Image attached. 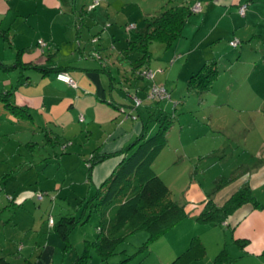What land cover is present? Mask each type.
<instances>
[{
  "label": "rangeland",
  "instance_id": "374dc122",
  "mask_svg": "<svg viewBox=\"0 0 264 264\" xmlns=\"http://www.w3.org/2000/svg\"><path fill=\"white\" fill-rule=\"evenodd\" d=\"M91 1L93 0H87L88 3ZM178 1L180 0H146L144 5L148 7V13L154 16L164 8L177 5ZM82 4L83 0H77V9ZM96 4L94 2L90 7ZM123 7L128 9L129 5ZM119 37L121 40H113L108 45L101 61L107 52L112 56V53H120L126 46L129 37L123 29ZM87 41L89 47L96 46L97 42L91 43L90 37ZM83 42L86 43L85 40ZM116 43H120L121 48L115 46ZM4 49L0 47V61L8 65L12 62L14 54L7 48ZM164 50L159 43L149 44L151 62ZM65 54L67 51H61L56 59L61 63L66 62ZM121 54L126 55L127 61H132L137 56L136 53L127 51H122ZM83 60L93 59L86 56ZM93 62L97 66L103 65L94 60ZM111 65L114 66L112 57L105 66L116 81L111 80V86L116 91L114 94H122L124 100L126 93L134 94V90L141 92L146 82L150 83L148 91L152 86V82L146 79L134 81L135 78L128 73L117 75L116 67ZM227 69L228 65H225V68L219 66L220 74L224 75L217 82L216 79L213 80L210 85V89L213 86L212 91L209 90L205 94L187 93L185 82L174 81L171 76L168 80V90L169 87H174L175 90L169 94L170 100L158 103L160 109L171 116L172 125L164 135L165 147L159 152L151 168L169 190L170 200L182 207L184 217L153 241H147L146 230L126 235L104 260H101L89 245L98 236L99 218L94 212L88 213L89 216L84 219L80 218L83 219L82 223L71 229L67 242L61 241L52 231L48 220L56 222L62 216L79 218L83 203H77L81 199L91 197L94 187L100 185L111 169L112 158H105L92 166L88 180L87 169L92 161L91 153L94 150L103 153L106 133L112 134L117 127L131 132L133 122L134 126L138 124L141 128L140 118L131 111L129 115L136 118L131 121L125 110L123 112L107 105L108 112L113 116L106 112L90 118V121H97L95 124L91 122L92 127L98 128L101 125L105 135L102 131L93 129L92 136L87 138L82 125L77 122L69 124L63 131L60 126L43 125L35 114L32 122L17 120L5 111L0 101V255L5 261L8 264H24L25 261L30 264H72L77 257L85 254L88 257L83 259L82 264H170L187 249L190 240L196 238L203 246L205 254L201 260L191 264H217L215 257L220 251H224L228 258L227 261H222V264H264V254L251 258L242 253L247 243L242 248L235 245L225 224H204L196 221L200 213L198 207L206 197L215 202L220 201L221 205L223 200L221 201L220 184L225 181L227 187L233 176L239 179L250 174L253 166L261 165L262 162L264 164L261 156L255 158L261 142L264 141V106H261L260 101L263 94H250L247 104L243 103L244 100L238 101L236 91L232 88L242 91L252 84H230ZM150 71L156 74L154 69L150 68ZM29 72L33 74L32 71ZM167 72L168 67L164 66L162 74ZM18 74L14 70H0V95L6 92L14 94L12 88ZM48 76L53 77L55 74L39 78L48 81ZM155 81L156 77L154 84ZM258 81H264V77ZM259 90L262 91L261 88L258 92ZM139 98L140 96L137 97ZM164 103H167L166 107H163ZM139 109L143 112L141 120L148 127L147 136H150L155 132V126L148 123V114L144 108L140 106ZM254 124L259 125V128H252ZM139 128L135 126L132 130ZM194 130L195 134L200 135V140L209 135L211 138L208 137L207 141L202 143L205 144L204 147L202 144L195 149L180 147L179 135L182 139L188 134L193 137ZM55 135L59 136L57 144L49 142L45 145V136L52 138ZM246 137L248 138L245 141ZM210 140L214 141L213 145ZM196 150L202 155H193ZM107 160L109 161L106 162ZM107 165L110 166L105 167ZM259 187V190H249L263 206V184ZM20 193H23L20 202H9L8 197L16 199ZM37 196H40V199H37ZM21 203L22 206H19Z\"/></svg>",
  "mask_w": 264,
  "mask_h": 264
},
{
  "label": "crops",
  "instance_id": "0c3cea01",
  "mask_svg": "<svg viewBox=\"0 0 264 264\" xmlns=\"http://www.w3.org/2000/svg\"><path fill=\"white\" fill-rule=\"evenodd\" d=\"M145 1L93 0L88 3L87 0H83V4L77 9V0H6V2L0 0V29L8 31L11 39V47L7 48L1 40L0 47L7 48L10 53L14 49L24 50L25 53L21 55L23 62L49 68L67 67L65 72L75 82V88H71L58 81L55 76H48V81H46L40 79L43 77L34 72L33 74L29 72L26 76L18 74L12 88L14 94L8 97L9 100L15 106L25 108L32 116V120H34L33 114L37 115L43 125L60 126L65 131L69 124L77 122L78 125H82L87 138L92 136L93 129L98 132L102 131L105 135L101 125L98 128L92 127V123L95 124L97 121H90V118L98 113L106 112L109 116H113L108 112L107 105L116 110H125L126 115L134 111L135 115L140 118L141 128L138 124L135 126L141 131L132 130L135 127L133 122L131 132L117 127L112 134L106 133L107 140L103 144V150L104 153H114L128 146L130 141L133 142L136 139L139 131L142 132V126L148 128L141 120L143 112L139 107L142 106L148 115L152 110L154 102L146 98L150 83L145 81L146 84L142 86L141 92L134 90V94L126 93L125 101L122 94H114L116 91L111 86V80L114 81L115 78L111 77V73L105 66L112 57L116 68L111 66L115 68L116 74L124 72L130 75L127 58L121 54L125 47L120 53H112V56L109 55L110 52H107L103 61H101V56L113 40H121L119 36L122 29L129 37L127 40H131L136 32L143 29V19L151 17L148 7L144 5ZM94 2L97 4L89 9ZM195 3L200 5L199 12L191 13L185 21L180 37L155 56L153 62H149L147 71L152 76L151 78L142 77L141 81L146 79L152 82L151 85L162 87L168 94L165 100H170L169 94L175 90L174 87L171 89L169 87L168 90V80L171 76L174 81L186 82L203 64L215 62L217 70L215 82L224 75L220 74L219 66L222 65L225 68V65H228L227 79L230 84H252L242 91L232 88L236 91L238 101L244 100L243 103L247 104L250 94H263L260 101L261 106H264V81H258L264 77V0H180L177 5L189 4L191 8ZM123 5H129L128 9ZM240 6H245L242 16L238 14ZM91 30H93L92 33ZM94 36L103 39H100L102 41L98 39L95 47H89L87 40ZM38 40L46 44L42 52L37 48ZM234 40L237 41L236 47H230L229 42ZM115 46L121 48L120 43H116ZM63 50L67 51L66 62L61 63L56 56ZM93 52L98 54V60L92 57ZM86 56L103 65L97 66L93 60H83ZM164 66L168 67L165 75L162 74ZM150 68L155 70V75ZM103 71L108 72L110 82L107 76L102 75L105 74ZM155 77L156 84L153 83ZM43 82L45 83L42 84ZM255 87L261 88L262 91L258 92V89H254ZM212 88L213 86L209 92ZM139 96L140 98L137 99ZM134 99L139 102L135 107H133ZM165 104L167 103H164L163 107H166ZM135 119L130 118L131 121ZM252 128H259V125L254 124ZM146 133L148 134V131ZM195 133L196 130H194L193 137L188 134L183 139L179 135V146L195 149L206 142L208 137L211 138L209 135L200 140L198 137L200 135ZM75 135L74 132L73 136ZM210 143L213 145L214 141L210 140ZM204 146L205 144H202V147ZM263 149L264 141L261 142L255 158L261 156L264 160ZM197 154L201 152L194 151L193 155L197 156ZM111 158L109 159L111 161L109 172L120 160V157ZM108 166L110 165L105 167ZM253 167L250 174L239 178L241 180L233 176L227 187L226 185L219 186V188L222 187L220 192L222 203L242 186L247 185L248 188H258L257 190L262 184L264 187L263 162ZM90 177L91 174L87 175L88 180ZM22 194L20 193L14 199L16 204L20 202ZM204 201L205 199L200 203L198 211H201ZM215 204L219 206L220 201ZM19 206H22V203ZM223 224L230 230L233 240L247 241L242 252L245 256L258 258L264 254L263 210L253 209L248 204L242 205L227 217Z\"/></svg>",
  "mask_w": 264,
  "mask_h": 264
},
{
  "label": "trees",
  "instance_id": "16d2710c",
  "mask_svg": "<svg viewBox=\"0 0 264 264\" xmlns=\"http://www.w3.org/2000/svg\"><path fill=\"white\" fill-rule=\"evenodd\" d=\"M93 7L91 6L89 9ZM190 9L189 4L164 8L156 15L144 18L143 29L140 32H136L131 40L126 41L123 51L134 52L137 55L134 60L128 61L130 74L135 78V81L142 80L141 72L148 69L147 66L151 61V55L148 51L149 44L159 43L165 49L171 46L180 37L186 19L192 13ZM0 40L7 48L11 47L8 31L0 29ZM97 40L98 37L94 36L91 38V43H95ZM37 48L42 52L46 48V44L38 40ZM12 53L14 56L10 64L7 65L0 61V70L3 72L16 70L21 76L28 75L29 71L36 72L40 77L49 73H54L55 77L57 74L68 76L65 72L67 67L54 66L49 68L38 66L31 62H23L21 55L25 51L22 49H14ZM92 57L99 59L98 54L95 52L92 53ZM103 72L108 78L110 77L106 71ZM68 77L72 80L70 76ZM216 77L215 62L203 64L195 74L187 79L185 90L190 94H205L210 90V85ZM73 83L74 87L71 88H75V82L73 81ZM10 94L6 92L4 95H0V101L5 111L17 120L32 122V116L25 108L15 106L7 98ZM163 100L165 99L149 100L154 102L152 110L147 117L148 123H153L156 129L152 135L147 136L146 127L142 126V132L136 139L118 152L99 153L94 150L91 153L90 158H92V161L87 169V175H89L92 166L100 163L105 158L120 157V160L100 185L94 187L91 197L81 199L77 203V205L81 202L83 203L78 219L73 216H62L56 222H52L50 227L61 241L67 242L71 229L82 223L83 219L88 217L91 212H94L99 218L98 236L89 245L97 256L104 260L126 235L138 230H146L148 234L147 241H153L184 217L182 207L170 200L169 190L151 168L155 158L165 147L164 135L172 125L171 116L158 106V103ZM120 110L123 111V109ZM127 117L130 118L131 116L128 114ZM133 117L135 118V116ZM45 138V145L49 142L57 144L59 136L55 135L52 138L45 136ZM220 185H226V182L224 181ZM8 199L13 204L14 198L8 197ZM245 204L250 205L253 209L264 211V206L257 202L249 188L242 186L219 206L213 203L209 197H206L196 221L204 224L221 225L227 217ZM81 217L83 219H80ZM233 243L242 248L247 241L233 240ZM204 254L203 246L196 238H193L190 240L187 249L176 256L170 264H191L201 260ZM87 257L85 254L77 257L72 264H82L81 262H84L83 259L85 260ZM227 260L228 258L224 251H220L215 257V263L217 264ZM0 264H8L1 255ZM24 264L30 263L25 261Z\"/></svg>",
  "mask_w": 264,
  "mask_h": 264
},
{
  "label": "built area",
  "instance_id": "2783aa9c",
  "mask_svg": "<svg viewBox=\"0 0 264 264\" xmlns=\"http://www.w3.org/2000/svg\"><path fill=\"white\" fill-rule=\"evenodd\" d=\"M244 9H245V6H240L238 8V14L239 15H243V12H244ZM191 12L192 13H197L199 11V3H195L192 7H191ZM229 45L231 47H235L237 45V41L234 40L232 42H229ZM141 75L143 77H146V78H151V73L149 71H144V72H141ZM57 80L65 83L66 85H68L69 87H74V83L73 81L65 74H57L56 76ZM146 98L148 100H162V99H167L168 98V95L167 93L165 92V90L160 87V86H155V85H152L148 91V94L146 96ZM139 104V102L134 99V107L137 106ZM122 111V110H120ZM132 120H134L135 118L133 116L130 117ZM37 199H40V196H37ZM48 223L49 225L52 224V221L49 219L48 220Z\"/></svg>",
  "mask_w": 264,
  "mask_h": 264
}]
</instances>
